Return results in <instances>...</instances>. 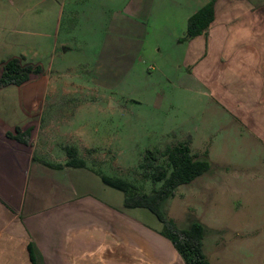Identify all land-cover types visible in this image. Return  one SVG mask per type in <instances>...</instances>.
<instances>
[{
	"label": "rangeland",
	"instance_id": "374dc122",
	"mask_svg": "<svg viewBox=\"0 0 264 264\" xmlns=\"http://www.w3.org/2000/svg\"><path fill=\"white\" fill-rule=\"evenodd\" d=\"M62 1L58 7L63 17L57 18L56 11H44L53 7L51 3L44 5V0H0V20L9 18V25L0 27L5 35L0 38L25 52L30 61L22 58V66L40 68L30 81L43 83L47 92L55 95L43 101L44 121L50 119L57 128L54 130L73 136L68 141H53L52 146L57 148L53 153L66 156L61 146L69 143L77 147L75 150L85 157L89 168L130 178L147 192L151 184L144 182L138 170L147 151H164L186 135H204L212 141L216 136L220 138L221 128L214 124V117L208 116L206 121L205 116L199 118L201 114L189 115L191 108L202 106L200 102L181 98L170 101L168 94L163 95L170 88L167 79L179 62L178 43H182L187 28L185 16L197 7L195 1ZM56 41V54L46 53ZM121 46L128 52L126 71L108 82L99 60L105 50ZM155 51L158 55L153 56ZM152 63L159 69L151 71ZM71 95L74 97H68ZM207 114L212 112L208 110ZM201 145L196 140L192 148L202 150L208 144L203 148ZM241 146L234 142L228 149H218L221 154H213L210 159L219 171L237 170L234 188L219 189L214 196L213 191L200 194L197 181L178 188L163 206L167 217L179 228H187L191 219L205 226L204 252L211 264H264V163L262 156L243 154ZM235 160L243 164L236 165ZM250 160L252 164L247 162ZM106 189L112 192L113 205L124 202L122 192ZM125 214L132 223L139 222L152 230L162 228L148 210L127 209Z\"/></svg>",
	"mask_w": 264,
	"mask_h": 264
},
{
	"label": "crops",
	"instance_id": "0c3cea01",
	"mask_svg": "<svg viewBox=\"0 0 264 264\" xmlns=\"http://www.w3.org/2000/svg\"><path fill=\"white\" fill-rule=\"evenodd\" d=\"M193 1L197 7L185 16L187 23L210 2ZM62 2L44 0V5L53 6L44 11H56L57 18H62L63 10L58 7ZM8 19L2 18L0 27L8 24ZM183 36L178 43L179 62L163 95L168 94L170 101L200 102L202 106L191 108L189 115L201 114L199 118L205 116L206 121L208 116L214 117V124L221 128L220 138L216 136L214 141L204 135H186L178 141L189 143L200 157L208 153L209 172L189 186L198 181L200 194L213 191L214 196L219 189L234 188L237 171L215 168L210 159L221 154L218 149L240 142L243 154L262 156L264 163V0H215L210 28L191 40L186 28ZM0 37H5L1 31ZM17 49L13 42L0 38V74L8 61L27 59L25 52ZM51 49L46 53L56 54L58 41ZM123 50L122 46L105 50L99 60L108 82L126 71L128 52ZM152 64L151 71L159 69ZM53 96L43 83L32 80L0 89V264H31L30 244L44 264H185L171 242L160 235L161 228L152 230L132 223L123 200L113 205L112 192L91 168L68 167L67 155L53 153L57 149L53 141L73 138L54 130L50 119H43V101ZM48 122L51 124L45 126ZM17 129L23 134L20 141L16 140ZM196 140L202 148L208 145L193 149ZM85 147L89 149L87 144ZM61 148L65 152L77 147L65 142ZM234 163L242 165L243 161Z\"/></svg>",
	"mask_w": 264,
	"mask_h": 264
},
{
	"label": "trees",
	"instance_id": "16d2710c",
	"mask_svg": "<svg viewBox=\"0 0 264 264\" xmlns=\"http://www.w3.org/2000/svg\"><path fill=\"white\" fill-rule=\"evenodd\" d=\"M214 19L215 0H210L189 18L187 39L191 40L204 34ZM39 72L40 68L31 66L25 68L20 59H12L2 68L0 89L10 85L22 86L30 80L33 73ZM16 131V140L20 141L23 134L19 129ZM66 151L69 157L66 166L89 168L86 160L80 157L75 148H68ZM210 168L208 153L206 152L203 157L194 154L187 142L167 146L164 151L149 150L144 154L138 170L144 182L151 184L147 192L130 178L109 176L91 167L106 186L123 193L125 209H144L156 216L162 224L160 235L171 242L185 264H211L204 252L206 228L197 219H191V224L187 228H179L173 219L167 217L163 206L167 200L174 197L179 187L193 183L209 172ZM156 184H160V187H156ZM29 252L31 264H44L34 245H29Z\"/></svg>",
	"mask_w": 264,
	"mask_h": 264
}]
</instances>
